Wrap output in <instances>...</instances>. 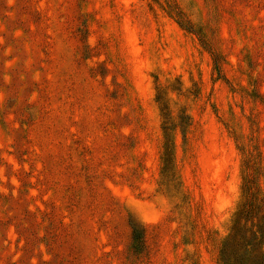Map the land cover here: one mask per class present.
I'll return each mask as SVG.
<instances>
[{"label": "rangeland", "instance_id": "374dc122", "mask_svg": "<svg viewBox=\"0 0 264 264\" xmlns=\"http://www.w3.org/2000/svg\"><path fill=\"white\" fill-rule=\"evenodd\" d=\"M262 93L264 0H0V264H222Z\"/></svg>", "mask_w": 264, "mask_h": 264}, {"label": "trees", "instance_id": "16d2710c", "mask_svg": "<svg viewBox=\"0 0 264 264\" xmlns=\"http://www.w3.org/2000/svg\"><path fill=\"white\" fill-rule=\"evenodd\" d=\"M214 64L217 71L220 70L215 61ZM258 152L260 151L257 150V153L250 156L247 151L249 159H243L244 166L251 160L249 166H251L252 173L250 176L244 174L242 183L243 200L235 212L230 231L221 246L222 264H264V193L257 184L258 174H260L258 169H261ZM130 227L132 230V244L133 246L136 244L135 246L140 248L144 227H139L136 223H130ZM234 245L240 247L237 255H233V252H231Z\"/></svg>", "mask_w": 264, "mask_h": 264}]
</instances>
